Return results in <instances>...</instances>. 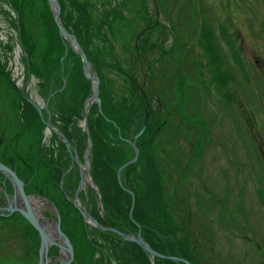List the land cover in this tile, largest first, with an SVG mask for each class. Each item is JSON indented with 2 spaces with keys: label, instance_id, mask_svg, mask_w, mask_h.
<instances>
[{
  "label": "rangeland",
  "instance_id": "1",
  "mask_svg": "<svg viewBox=\"0 0 264 264\" xmlns=\"http://www.w3.org/2000/svg\"><path fill=\"white\" fill-rule=\"evenodd\" d=\"M84 1L94 5V20L103 6L122 16L110 26L115 61L94 49L88 54L87 74L97 83L83 73L76 39H66L59 31L64 54L55 63L57 53L50 52L46 35L54 29L45 16L49 9L53 19L48 0H0V162L23 180L40 221L63 234L65 244L49 246L48 263L70 264L76 244L80 259L84 246L91 247L84 255L89 264L116 261L107 250L111 240L91 234L111 231V226L105 224L108 215L91 172L92 161L96 158L99 164L101 153L93 156L90 111L94 106L100 110L102 94L108 106L126 95L127 106L138 108L140 97L133 95L138 90L125 77L115 88L119 74L110 63L126 68L129 55L139 54L134 44L148 39L156 44L145 58L152 56L157 63L152 62L151 75L143 83L148 95L143 88L138 92L148 99L143 121L138 120L142 125L136 133L135 127L130 129L128 138L115 134L111 128L116 130L117 124L107 120L109 133L97 146L107 148L109 141L118 140L129 145L132 155L125 163L137 162L140 149L151 152L145 157H152L172 198L173 224L188 228L200 264H264V0ZM68 52L79 57L82 75L71 83ZM143 71H135L140 81ZM152 126L154 136L141 139ZM147 146L150 150L144 151ZM120 172H115L116 180L130 193L131 212L134 182L130 177L127 185ZM84 176L88 180L83 183ZM14 192L11 179L0 170V264H38L37 230L16 210L8 212L14 202L21 206V200H13ZM81 230L85 240L78 242ZM68 242L71 256L62 250ZM62 251L67 254L63 260ZM142 251L153 264V256Z\"/></svg>",
  "mask_w": 264,
  "mask_h": 264
},
{
  "label": "trees",
  "instance_id": "2",
  "mask_svg": "<svg viewBox=\"0 0 264 264\" xmlns=\"http://www.w3.org/2000/svg\"><path fill=\"white\" fill-rule=\"evenodd\" d=\"M44 2L47 4L46 0H44ZM57 2L60 7L59 20L61 25L67 32L74 35L77 43L81 46L87 56L88 61H90V50L93 49V53L99 54V56L109 55L111 57V61H115L116 56H114V52L117 47L114 40L110 38L113 35L110 31V26L116 20L122 18L120 13L117 10L115 11V8H109L108 6L105 8L103 6L102 9H97L96 14L98 15L95 16L94 20L92 11L95 10V7L93 4H90L89 1L57 0ZM49 12L51 11L48 9V11L45 12V16L50 21V25H52L54 29H52L49 36L48 33L46 34L48 37L47 43L50 52L55 49L54 51L57 53V57L55 58L56 63V61H59L58 55H61L63 52V45L61 43V36L58 34V28L55 27L54 20H51V17L47 14ZM96 21H98V24L93 27V24ZM96 40L99 41V45L97 47H95ZM154 43L155 42L153 41L144 39L140 45L134 44L133 48L136 52H139V54L135 53L133 55L132 53L130 54L131 56L129 55L128 61L126 62V68L117 62L114 64L110 63L111 70H114L115 73L119 74L117 77L120 82L115 83V88L123 84V77L130 79L131 85L138 90L135 91L133 95L136 98L140 97L141 102H138V108L136 109L131 108V105L128 107L126 95H124L123 97L121 96V98L117 97L114 105L111 103V105L108 106L107 98L103 94L99 96L100 110L97 106L92 107L90 111L89 124L91 126V136L93 137H91L93 139V156L96 151H99L101 153V160L98 164L96 162V158H94L91 164V172L102 197L103 212L105 215H108L105 224L108 223L112 228H115L123 233H133L139 230L142 239L148 244V246L157 254L161 255L153 256V264H186L184 261H187L189 264H200L195 254L192 253V243L189 238L190 232L187 230L188 228L182 226L178 227L173 224L176 213L172 207L173 202L169 201L172 198L170 196L168 198L167 196L161 172L155 167L152 157L151 159H149V157H145V154L148 155L149 153V156L151 155V152L148 151L150 148L147 146V150L144 151L148 152L145 154L140 149V158H138L137 162L129 163L121 169V172L124 173V182L126 181V184L128 185L129 183L127 179L130 177L134 182L133 186L130 188L133 196L135 197V206L130 212L128 208V198L130 197V193L120 188L116 180L115 172H117V169H119L128 160L130 154L132 155L131 149L127 150L126 147L129 145L120 142L119 140L114 142L108 140L111 144L110 146L107 145V148L97 146V143L99 144V142L106 137V134L109 133V130H107L109 129L107 128V124L109 126L110 124L107 120L110 122L113 121L117 124V126H115L116 130H113L114 125H112L111 130L120 136H130L128 135L129 131L134 127L135 133L137 132V127L138 130L140 129L142 125L140 121H143L144 118L143 110L146 106V101L148 100L143 98V95H140V88H143L145 93L148 95V92H146V89L148 90V88H145L143 83L146 80V76H148V74L149 76L151 75V65L152 62H155L153 61L152 56L150 58H145V55L148 56L152 49H155L153 47L155 46ZM141 47L142 49H140ZM142 55H144L143 60ZM68 58H71L70 67L72 70L69 71V83H71L75 75H79L80 77H82V75L79 57L75 53L68 52ZM147 65H149L150 70L146 68ZM32 68L33 65H31V69ZM138 69L144 70L141 81L137 79L135 75V71ZM112 79L115 82L116 76H112ZM101 89L102 88H100V90ZM138 92L140 94H138ZM24 103L26 102L24 101ZM136 112L137 114H134ZM67 118L68 117H65L62 120L67 122ZM154 130L153 126L150 131L148 128H145L141 134L142 137L140 136L141 139L152 138L154 136ZM140 141L138 143L135 141V145L138 144L137 146L139 147ZM95 144L97 148L95 147ZM132 170L133 172L130 176L128 172ZM159 182L162 186L160 188L158 186ZM140 201L142 203H140ZM75 222L80 228L83 227L81 220L76 219ZM85 230L83 232L82 230L80 231V238L77 239L78 242L81 240L83 242L85 240ZM91 234L93 236L97 235L105 240L106 238L111 240L108 244L109 248L107 250L116 259L114 264H149L147 258L144 259L142 257L141 253L143 254V251L135 242L126 240L116 233L108 230L99 229L92 231ZM77 237H79V235ZM72 244L74 245L75 242ZM78 245H80V243H78ZM88 247L90 246H84L83 253H80L82 256L80 259L77 258L78 253L76 252V244L74 247L73 260L70 264H89L84 258L85 253L91 249V247L90 249ZM93 250L95 249L93 248ZM167 256H173L179 259L172 260Z\"/></svg>",
  "mask_w": 264,
  "mask_h": 264
},
{
  "label": "water",
  "instance_id": "3",
  "mask_svg": "<svg viewBox=\"0 0 264 264\" xmlns=\"http://www.w3.org/2000/svg\"><path fill=\"white\" fill-rule=\"evenodd\" d=\"M51 3V8L53 10V19L55 20L57 27H58V31L59 33L64 36L66 39L72 37V39L75 41V37L68 33L67 31H65V29L63 28V26L61 25V23L59 22V4L56 0H48ZM76 48H77V52L78 54L81 56L82 58V66H83V73L85 74L86 77L91 78V80H95V82L97 83V79L91 75L87 74V65H88V60L85 57V54L81 48V46L78 43H75ZM94 89V97H96L97 94V86L96 84L93 87ZM146 119V118H145ZM144 129V127L141 128L140 132ZM139 132V133H140ZM138 133V134H139ZM137 134V135H138ZM129 162L123 164L118 171L121 170V168H123L125 165H127ZM0 170L2 172H4L5 174H7L9 176V178L11 179L14 187H15V192H14V197L13 200L16 201V195H18L20 197V199L22 200V206H17L16 202H14V207L10 208L8 212H11L13 210H16L17 212H19L38 232L39 238H40V259L38 264H42V256H41V250L43 246H47L49 243H54V241L46 234V232L43 230V228L40 226L39 222L37 221L35 214L32 210L31 204H30V200H29V195L26 194V192L24 191L23 188V180L21 178H19L16 174V172L14 170H12L9 166H7L6 164L0 162ZM74 204L76 206H78L77 204V192L75 193V197H74ZM83 216L85 217V219H89L91 221L94 222V224L97 227H103L101 226L99 223H97L93 218H91L89 215L85 214L84 212H82ZM113 232H115L116 234H118L119 236L128 239V240H133L135 243H137L142 249L147 250V252L154 256V255H158L161 256L160 254H157L154 250H152L147 243L141 238L140 233L138 232L135 236L132 235H127L124 234L123 232H120L114 228H107ZM57 231L59 233L60 236L63 237V234L61 233V231L58 229L57 227ZM62 249H65L66 251H68L67 254H69V256H71V245L68 242L67 246H63ZM44 256H45V262L44 264H48V260H47V249H45L44 251ZM170 259L172 260H178L179 258L177 257H173V256H168ZM67 262V261H66ZM65 262V263H66ZM186 264H189L187 261H184ZM64 262L61 264H65Z\"/></svg>",
  "mask_w": 264,
  "mask_h": 264
},
{
  "label": "bare ground",
  "instance_id": "4",
  "mask_svg": "<svg viewBox=\"0 0 264 264\" xmlns=\"http://www.w3.org/2000/svg\"><path fill=\"white\" fill-rule=\"evenodd\" d=\"M87 67L89 68L90 66L87 65ZM11 168V167H10ZM12 169V168H11ZM14 170V169H12ZM15 171V170H14ZM88 178L87 176H84L83 177V180L82 182L84 183L85 181H87ZM16 199L18 200H21L19 196L16 195ZM32 197H30V201H31ZM17 204V203H16ZM34 212V211H33ZM19 213V212H18ZM35 213V212H34ZM37 221L39 222L40 226L43 228V230L46 232V234L54 241V242H57L58 244H65V240L62 238V236L59 235L58 231L55 229V227L49 225V224H46V222H41L39 217L37 216V214L35 215ZM52 243H49L48 244V247L46 246H43L42 247V250H41V256H42V264H44V260L46 259L45 256H44V251L45 249H49V246L51 245ZM63 250V249H62ZM67 257V254L62 251L61 252V260H63L64 258ZM48 260V259H47ZM49 264V263H48Z\"/></svg>",
  "mask_w": 264,
  "mask_h": 264
}]
</instances>
